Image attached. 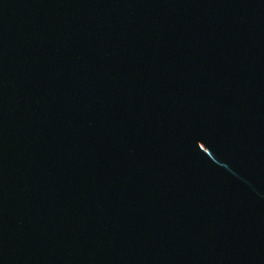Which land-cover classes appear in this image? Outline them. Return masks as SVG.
Wrapping results in <instances>:
<instances>
[{
	"label": "water",
	"instance_id": "obj_1",
	"mask_svg": "<svg viewBox=\"0 0 264 264\" xmlns=\"http://www.w3.org/2000/svg\"><path fill=\"white\" fill-rule=\"evenodd\" d=\"M0 264H264V0H0Z\"/></svg>",
	"mask_w": 264,
	"mask_h": 264
}]
</instances>
